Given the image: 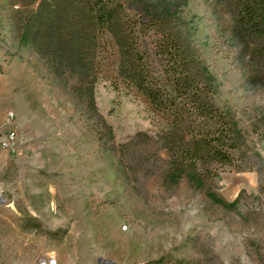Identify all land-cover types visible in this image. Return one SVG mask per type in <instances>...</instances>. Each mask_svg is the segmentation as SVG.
Returning a JSON list of instances; mask_svg holds the SVG:
<instances>
[{
	"label": "rangeland",
	"instance_id": "obj_1",
	"mask_svg": "<svg viewBox=\"0 0 264 264\" xmlns=\"http://www.w3.org/2000/svg\"><path fill=\"white\" fill-rule=\"evenodd\" d=\"M117 1L102 33L83 28L75 0H0V264L43 252L60 264H264V69L233 34L231 2ZM150 9L167 11L240 132L230 162L202 164L201 184L167 178L165 118L122 67L126 34L154 59L156 33L135 26ZM10 127L15 153L1 147Z\"/></svg>",
	"mask_w": 264,
	"mask_h": 264
},
{
	"label": "trees",
	"instance_id": "obj_2",
	"mask_svg": "<svg viewBox=\"0 0 264 264\" xmlns=\"http://www.w3.org/2000/svg\"><path fill=\"white\" fill-rule=\"evenodd\" d=\"M229 2L235 38L247 50L249 58L261 63L264 69V0ZM119 3L117 0H75L73 6L82 16L79 23L86 31L93 28L104 33L119 21ZM168 22L167 11L141 14V21L135 26L145 27L157 35L154 59L135 47L133 35L126 34L120 45L122 67L153 109L165 118L162 139L170 157L167 178L177 181L187 176L201 184L202 164L230 162L232 151L238 147L240 132L236 122L215 103L205 67ZM144 58L145 69L141 67ZM91 101L95 106L93 95Z\"/></svg>",
	"mask_w": 264,
	"mask_h": 264
},
{
	"label": "built area",
	"instance_id": "obj_3",
	"mask_svg": "<svg viewBox=\"0 0 264 264\" xmlns=\"http://www.w3.org/2000/svg\"><path fill=\"white\" fill-rule=\"evenodd\" d=\"M9 121L14 119V114H8ZM18 133L14 127H10L1 134V147L10 153L17 152ZM31 264H60V259L55 252H43L38 254ZM139 264V263H135Z\"/></svg>",
	"mask_w": 264,
	"mask_h": 264
},
{
	"label": "bare ground",
	"instance_id": "obj_4",
	"mask_svg": "<svg viewBox=\"0 0 264 264\" xmlns=\"http://www.w3.org/2000/svg\"><path fill=\"white\" fill-rule=\"evenodd\" d=\"M140 264V263H139Z\"/></svg>",
	"mask_w": 264,
	"mask_h": 264
}]
</instances>
